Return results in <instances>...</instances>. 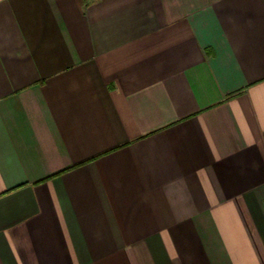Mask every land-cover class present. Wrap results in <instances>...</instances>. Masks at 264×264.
Wrapping results in <instances>:
<instances>
[{"label": "crops", "instance_id": "1", "mask_svg": "<svg viewBox=\"0 0 264 264\" xmlns=\"http://www.w3.org/2000/svg\"><path fill=\"white\" fill-rule=\"evenodd\" d=\"M0 264H264V0H0Z\"/></svg>", "mask_w": 264, "mask_h": 264}]
</instances>
